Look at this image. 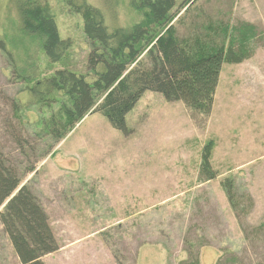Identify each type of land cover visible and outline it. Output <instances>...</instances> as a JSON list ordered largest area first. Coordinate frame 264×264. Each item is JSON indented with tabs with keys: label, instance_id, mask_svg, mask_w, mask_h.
I'll return each mask as SVG.
<instances>
[{
	"label": "rangeland",
	"instance_id": "obj_1",
	"mask_svg": "<svg viewBox=\"0 0 264 264\" xmlns=\"http://www.w3.org/2000/svg\"><path fill=\"white\" fill-rule=\"evenodd\" d=\"M18 1L0 0V39L20 70L49 77L63 67L50 63L42 42L23 35ZM45 1L61 38L73 46L69 69L87 74L82 16L68 0ZM88 1L105 11L112 28L143 21L132 0ZM176 3L177 10L190 8L175 24L183 39L203 38L215 28L227 45L249 39V59L224 65L208 118L148 91L127 116L129 136L91 113L40 159L45 143L35 135L37 101L28 91L19 94L27 84L13 77L0 52V145L51 219L61 249L46 264H196L194 258L198 264H264V0ZM17 97L26 110L22 126L12 117ZM11 120L27 141L24 154L7 132ZM210 142L219 178L206 181L201 165ZM29 166L36 171L24 175ZM227 179L234 180L235 210L222 187ZM0 264H20L1 222Z\"/></svg>",
	"mask_w": 264,
	"mask_h": 264
},
{
	"label": "trees",
	"instance_id": "obj_2",
	"mask_svg": "<svg viewBox=\"0 0 264 264\" xmlns=\"http://www.w3.org/2000/svg\"><path fill=\"white\" fill-rule=\"evenodd\" d=\"M68 4L84 22V34L90 45L87 74L69 69L73 46L61 38L56 15L48 1H18L21 30L24 36L42 42L50 63L63 68L43 79L35 77L19 69L6 41L0 39V52L8 61L13 77L27 84L19 94L28 91L37 101L35 135L45 143L40 159L51 155L91 113H101L114 129L129 136L132 131L127 116L148 91L160 93L170 103L184 104L194 117L208 118L214 110L224 65H238L251 56L249 39L244 41L245 37H240L239 43H221L219 28L212 26L213 33L203 38L179 37L175 24L189 6H179L177 10L176 0H132V7L144 16L132 28L110 27L105 11L88 0H68ZM189 11L190 8L185 13ZM248 27L251 38L255 39L254 26ZM227 32L225 28L226 35ZM10 105L12 117L22 126L26 119L22 100L13 98ZM16 128L12 120L6 126L24 154L27 141ZM210 143L204 150L201 165V176L206 181L219 178L211 165L213 143ZM18 169L0 145V222L20 264H46L43 259L61 248L39 196L29 185H23L24 177ZM35 171V166H29L24 175ZM222 187L232 209H237L234 180L227 179ZM194 259L198 264V259Z\"/></svg>",
	"mask_w": 264,
	"mask_h": 264
},
{
	"label": "crops",
	"instance_id": "obj_3",
	"mask_svg": "<svg viewBox=\"0 0 264 264\" xmlns=\"http://www.w3.org/2000/svg\"><path fill=\"white\" fill-rule=\"evenodd\" d=\"M15 252V251H14ZM54 254V253H53ZM50 256H52V255H50ZM48 257V256H47ZM47 257H45V258H47ZM45 258L43 259L44 261H45Z\"/></svg>",
	"mask_w": 264,
	"mask_h": 264
}]
</instances>
